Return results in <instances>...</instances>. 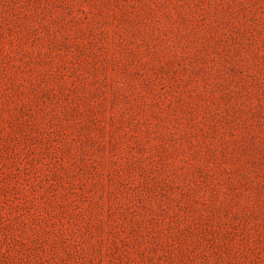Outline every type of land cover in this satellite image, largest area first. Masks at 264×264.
<instances>
[{"label":"rangeland","instance_id":"rangeland-1","mask_svg":"<svg viewBox=\"0 0 264 264\" xmlns=\"http://www.w3.org/2000/svg\"><path fill=\"white\" fill-rule=\"evenodd\" d=\"M0 264H264V0H0Z\"/></svg>","mask_w":264,"mask_h":264}]
</instances>
